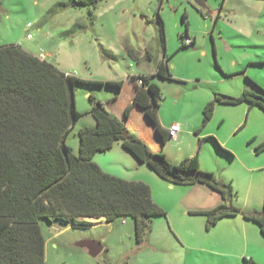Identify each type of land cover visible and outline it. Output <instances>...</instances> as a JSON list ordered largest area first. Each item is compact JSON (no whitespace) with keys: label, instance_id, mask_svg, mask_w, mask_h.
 Wrapping results in <instances>:
<instances>
[{"label":"rangeland","instance_id":"374dc122","mask_svg":"<svg viewBox=\"0 0 264 264\" xmlns=\"http://www.w3.org/2000/svg\"><path fill=\"white\" fill-rule=\"evenodd\" d=\"M65 1L67 0H0V46L17 44L33 55H44L47 61L61 71L75 72L76 77L83 79L120 80L137 69L152 71L157 60L162 58L159 15L164 27L165 53L171 57V73L178 79H190L186 84L191 88L192 94H198L204 88L195 89V86L206 85L204 81L198 82L199 80L210 79L215 72L220 73L215 68L216 57L212 49L204 56L200 50H194L190 45L180 48L178 31L184 30L181 21L183 14L187 16L189 31L211 30L214 17H205L204 14L217 11L221 0H204L206 8L198 6L193 0H100L95 6H64L62 4ZM229 4L237 9L236 25L241 30L248 31L244 34L245 37L239 39L243 46L235 49L234 55H253L256 51L257 55L264 57V47L258 46L259 42L264 44V11L256 21V16L251 15L252 11L248 6L241 12L235 1L229 0ZM195 6L201 9L203 15ZM215 25L216 31L221 30L227 36H232V30L235 29L224 17H219ZM206 38L211 45L209 36ZM125 44L132 45L137 55L145 56L141 59L129 56L122 49ZM145 47L150 52V57L145 53ZM231 57L228 54L221 55L222 63L228 64ZM263 62L264 58L261 63L249 66V73L258 79L262 89ZM168 86L176 88L177 84L169 83ZM216 87L222 90L233 89L234 81H226ZM218 88L216 93L226 94ZM249 90L252 91L251 88ZM90 91H95L98 95L116 93L113 87L74 84L72 93L75 108L80 110L91 106L86 96ZM253 94L264 97V93ZM163 97L159 113L165 120L187 107V98L173 107L172 95L165 91ZM257 130L263 131L264 124L258 126L250 123L235 138V142L241 143V146L238 148V156L234 158L226 152L217 153L214 149L215 143L209 142L206 155L219 162L215 178L221 176L223 167L234 177L232 181L219 182L228 192L229 203L236 204L238 198L241 201L244 198L243 190L250 176L245 173L240 162L247 149V144H243V141L250 132ZM68 134V145L72 148L78 141V136L75 129ZM73 149L77 153V149ZM161 184L163 185L153 188L149 186L151 196L162 205H167L171 191L164 187L165 183ZM229 190L232 192L230 196ZM152 221L145 242L138 244L134 238L133 220L129 217L118 216L111 222L103 221L94 225H71L61 221L49 223L41 220L40 225L46 241L45 261L47 264H220L228 259L229 264H245L244 258L249 259L252 256L255 264H264V236L257 235L256 240L250 234L246 238L247 242H244L241 232H235L234 244H229L224 249L215 241L216 238L211 239L206 235L203 236L206 238L199 237L189 241L182 234V243L173 233L164 236L162 226H153ZM253 226L258 228L254 224ZM181 231L195 235L194 229L189 227L182 228ZM86 238L98 240L104 246L97 256H91L85 248L77 245L79 240ZM223 251L228 254H220Z\"/></svg>","mask_w":264,"mask_h":264},{"label":"trees","instance_id":"16d2710c","mask_svg":"<svg viewBox=\"0 0 264 264\" xmlns=\"http://www.w3.org/2000/svg\"><path fill=\"white\" fill-rule=\"evenodd\" d=\"M99 1L67 0L62 5L95 6ZM181 21L185 29L178 38L181 47H185L188 45L183 44V39L189 36L185 15ZM158 22L164 49V27L159 15ZM169 58L163 57L157 63L156 75L172 78ZM136 78L142 80V86L150 94L149 106H159L162 95L159 87L150 82V76ZM74 84L107 86L117 91L122 87L121 80L66 76L51 62L17 44L0 46V264H47L41 220L92 225L85 218L104 217L111 222L118 216L129 217L133 220L136 243L145 242L152 218L165 215V211L152 200L148 184L111 175L94 163L93 156L109 150L115 141H121L138 161L171 184L202 183L218 191L223 202L197 212L206 216L208 227L221 217L241 213L255 222L264 235V195L260 210L242 212L228 202V192L214 174L199 169L196 155L178 164L171 163L163 153L150 150L124 120L91 93L89 112L96 123L93 128L78 130V150L74 153L66 138L83 115L74 106ZM242 101L264 110V97L251 91L245 90L239 96L216 94L203 108L202 126L212 117L216 102ZM135 104H141L138 95L127 105L125 117ZM261 149L264 142L256 148ZM244 262L255 264L247 258Z\"/></svg>","mask_w":264,"mask_h":264},{"label":"crops","instance_id":"0c3cea01","mask_svg":"<svg viewBox=\"0 0 264 264\" xmlns=\"http://www.w3.org/2000/svg\"><path fill=\"white\" fill-rule=\"evenodd\" d=\"M205 1L207 2V0ZM231 1L236 2L241 12L244 10L245 6H248L252 11L251 15L253 14L256 16V21L264 11V0H230V2ZM221 4L217 11L213 10L216 12L212 11L211 14H204L205 17H214L211 30L189 31V22L187 23L188 35L193 38V44L190 45V47L194 50H200V53L204 56L208 55L209 51L212 49V53L216 57L215 68L220 72H215L213 77L210 79L199 80L198 82L204 81L206 85L195 86V89L204 87L198 94H192L190 92L191 88L186 84V82L190 81V79H178L172 73V78H162L156 75L155 71L157 63L163 57H170L166 55L165 48L163 49L162 58L157 60L155 69L150 72L137 69L136 71L127 74L125 78L120 79L122 81V87L120 90H116L115 94L103 93V95H98L95 91H90V93L96 96L99 100L105 102L109 111L124 120L128 129L138 138L143 140L150 150L154 152H162L165 157H167V159L174 164H178L187 157L196 155L200 169L212 172L213 174L217 173L219 169V162L217 159L213 160V158H209L206 155L207 150H209L210 141L215 143L214 149L216 152H226L225 150H227L232 155H229L227 152L226 153L231 158H234V156H238V148L241 146V143L235 142V138L241 135L240 133H242L246 127H249L250 123H256L258 126H260L261 123L264 124V110L249 101H242L237 104L216 102L212 117L204 126H202L204 106L209 101L213 100L216 94H220L215 92L218 88L216 87L217 84H221L226 81H234L233 89L222 90L218 88L220 92L226 93L220 95L230 94L229 96H239L245 90L250 91V88L252 93H257L258 95L264 93L259 89L261 88V85L258 79L249 73V66L251 64L261 63L264 57L257 55L258 52L256 51L253 55H249L247 53L234 55L235 49L243 46V42L239 39L242 36L245 37L244 34L248 31H243L238 27V25H236L238 23L236 19L237 9L232 4H229V0H221ZM195 9L199 13L202 12L198 10L197 6H195ZM201 14L203 15V13ZM183 15L186 16V14ZM219 17H224V19H226L229 24L235 28L232 30V36L225 35L221 30H215L216 20ZM183 31L179 29L178 36ZM206 36H209L212 43L211 45L208 44ZM259 44V47H264L263 43L259 42ZM180 48H183L181 47V42ZM122 49L125 50L129 56L136 59H141L145 56V54L137 55L133 46L130 44L123 45ZM145 49V53H147V56L150 57L151 54L147 51V47H145ZM220 54L231 55L232 57L230 62L228 64L222 63ZM40 58L46 59L44 55ZM169 60L168 68L170 70ZM139 75L150 76V82L155 83L159 87L162 95L159 106H149L151 104V97L146 89L137 82L136 76ZM169 83H176V88L168 86ZM165 91L172 95L173 107H176L181 100L183 101L186 98L188 100V102H186L187 107L181 110V113H173L171 118L168 117L166 120L159 113V107L164 100L163 92ZM136 95H138L141 104L133 105L128 116L125 117V109L127 105L133 102ZM86 96L88 97L89 93H87ZM90 107L91 106L89 105L80 110L76 107V109L79 112H82L83 115L78 118L72 127V129H75V134H77L78 130L81 128H93L95 126L96 121L89 112ZM172 110H174V108H172ZM175 122L179 123L180 131L175 137H170L168 129L171 124ZM68 135L66 138L67 144H69ZM243 142V144H247V149L243 157L240 159V162L245 173L250 176V179L243 190L244 198L242 201L238 198L236 204H233V202L230 204L240 209L242 212H253L260 210L263 204L264 149L257 151L256 148L264 142V130L250 132L248 137ZM74 147L78 150V141L74 143L72 149ZM92 160L104 172L122 179L142 181L149 184L151 188H153V186H161L163 185L161 183H165L164 187L171 191L170 199L168 201L169 204L162 205L158 199L151 196L154 203L162 207L165 211V215L155 216L152 218V220L154 219L152 221L153 226H162L164 236H168L173 233L182 243L184 242L182 234L186 235L189 241L199 237H210L211 239L216 238L215 241H218L224 249L228 247L229 244H234L233 237L235 232H241L244 242H247L246 238L250 236V234H252V236L254 235L253 238L256 240L257 235L259 237L264 236L260 232L259 228H254L253 226V224L257 227L258 225L255 222L244 218L241 213L221 217L216 221V223L208 227L206 216L197 212L210 210L221 204L223 199L222 195L218 191L213 190L202 183L178 185L165 181L150 167H148V165L138 161L122 146L121 141H115L112 147L105 152L96 153ZM223 170V175L221 174V176L216 179L219 182L224 180L232 181L234 179L232 174L224 169V167ZM237 190L240 192L239 189ZM85 220L92 221V225L105 221L104 217H87ZM187 226L194 229V236H192L191 233L188 234L189 232L184 233L181 231L182 228H188ZM167 227L172 230H168ZM204 235H206V237H203ZM220 254H228V252L223 251ZM249 259L255 263L252 256ZM220 264H229V260L226 259Z\"/></svg>","mask_w":264,"mask_h":264},{"label":"water","instance_id":"95a60500","mask_svg":"<svg viewBox=\"0 0 264 264\" xmlns=\"http://www.w3.org/2000/svg\"><path fill=\"white\" fill-rule=\"evenodd\" d=\"M193 1L202 8L207 7L204 0H193ZM77 245L81 248H85L88 251V253L93 257L97 256L100 253V251L103 249L102 244L95 239H88V238L81 239L77 242Z\"/></svg>","mask_w":264,"mask_h":264},{"label":"built area","instance_id":"2783aa9c","mask_svg":"<svg viewBox=\"0 0 264 264\" xmlns=\"http://www.w3.org/2000/svg\"><path fill=\"white\" fill-rule=\"evenodd\" d=\"M192 43H193V38H191L189 36H187L183 39V44H185V45H191ZM65 75L66 76H75V72H65ZM136 80L142 86V80L140 78H136ZM179 131H180V125H179V123L175 122V123L171 124V126L169 127L168 134L170 137H175Z\"/></svg>","mask_w":264,"mask_h":264}]
</instances>
